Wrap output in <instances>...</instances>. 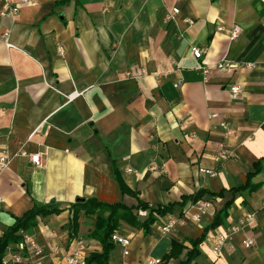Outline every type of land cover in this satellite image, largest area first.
Wrapping results in <instances>:
<instances>
[{"label":"crops","instance_id":"1","mask_svg":"<svg viewBox=\"0 0 264 264\" xmlns=\"http://www.w3.org/2000/svg\"><path fill=\"white\" fill-rule=\"evenodd\" d=\"M173 8L179 13L166 20ZM233 25L241 34L230 41ZM4 31L15 49L0 38V155L8 158L0 170V237L35 203L54 202L63 212L39 220L34 235L46 251L66 247L73 239L68 208L76 200L131 208L136 193L151 207L176 204L169 218L179 222L167 235L163 221L147 234L121 223L129 254L117 247L111 264L161 261L173 241L185 249L168 264L184 261L187 240L201 237L228 203L227 218L208 231L193 264H264V0H31L16 16L0 17V36ZM220 61L235 67L213 69L204 83L197 66ZM142 68L146 75L125 78ZM154 73L167 77L157 82ZM232 84L242 86L236 99ZM73 92L81 95L67 101ZM219 144L233 156L217 157ZM34 154L41 166L30 162ZM249 174L255 190L233 192ZM201 190L209 209L178 205ZM246 212L254 223L216 259L215 239ZM85 229L81 222L78 237ZM245 239L255 245L244 248ZM62 254L42 264H61Z\"/></svg>","mask_w":264,"mask_h":264},{"label":"trees","instance_id":"2","mask_svg":"<svg viewBox=\"0 0 264 264\" xmlns=\"http://www.w3.org/2000/svg\"><path fill=\"white\" fill-rule=\"evenodd\" d=\"M258 166H256L257 170L255 173L260 171ZM251 175L253 174L247 175L245 185L234 189L233 192L245 191L247 189L254 191L256 187L249 184ZM116 180L121 191L126 192V188L118 176H116ZM205 193V191L201 190L191 196L182 198L178 205L183 206L188 201L191 204H196L202 199ZM133 195L137 199V205L131 208L126 207L123 203L107 204L93 198L76 200L69 206V237H78L80 234V224L82 222V224L87 227V233L83 238L87 239L91 244H98L100 247V251H94L88 254L85 264H111L113 254L118 247L112 241V235L114 232L118 231L121 223L142 230L144 234H147L149 228L153 224L159 221L165 223V221L174 214V207L176 204L151 207L139 200L136 193H133ZM212 195L217 196L214 194ZM221 195L222 193L218 194V196ZM230 204L231 203H228L222 211L214 216L212 223L204 230L201 237L196 240H187L190 248L188 249L186 259L178 264H193L199 255L198 248L202 244L208 231L221 226L223 220L227 218ZM139 211L145 212V215L139 216ZM62 212L63 209H60L54 202H49L48 204L35 203L33 207L21 217H14L13 223L0 237V264H4L7 248L15 245L20 240L21 232L34 234L39 220H45L53 215H60ZM183 249H185V247L182 243L173 241L170 252L161 259L160 264H168L171 259H178Z\"/></svg>","mask_w":264,"mask_h":264},{"label":"built area","instance_id":"3","mask_svg":"<svg viewBox=\"0 0 264 264\" xmlns=\"http://www.w3.org/2000/svg\"><path fill=\"white\" fill-rule=\"evenodd\" d=\"M31 0H0V17H14L18 14L20 7L22 5H29ZM179 13L178 8H173L171 12H169L165 19L172 20ZM217 32H221L224 30V26L219 25L216 28ZM241 34V28L237 25H233L228 28V38L230 41L236 40ZM1 40L5 44V47L8 49H15V46L9 41V33L4 31L1 36ZM57 51L60 55H63V49L61 46H58ZM192 55L196 60H200L202 57V52L198 48H194L192 50ZM247 68H254L253 64L245 65ZM235 66L228 61H220L213 65H203L199 64L197 66V71L201 74L202 80L204 83L209 81V76L212 70H216L218 72L228 71L233 69ZM147 74L145 68L139 69L138 71H127L125 72V78L127 79H137ZM167 77L166 74H153V78L159 82L162 78ZM181 84V80L174 84V87L177 88ZM228 91L233 99L238 98L242 93V86L239 84H232L229 86ZM81 93L73 92L66 96L67 101L73 100L74 98L80 96ZM217 115L212 114L210 119H216ZM219 126L226 132V134H230L231 130L228 124L224 122H220ZM21 156H27L26 153L22 152ZM233 155L232 153L225 148L223 144H219L217 147V157L229 159ZM29 160L35 166H41L40 164V156L39 154H34L29 156ZM8 165V158L5 154L0 155V170L6 168ZM201 173L208 176H215V171H203ZM197 209L199 211L204 212L209 209L211 204L208 201L199 200L196 204ZM139 216H144L145 212H138ZM255 221V214L253 212H246L245 215L239 220L236 225H232L228 228L227 232L224 234H220L214 241L212 246V254L216 259L221 258V252L225 245L232 239V236L245 229L248 226H251ZM178 220L174 218H168L165 223L161 226V233L164 235L170 234L175 226L178 224ZM112 241L122 250V255L127 256L129 254L128 247L130 244V240L124 236H121L118 232H114L112 235ZM89 244L90 242L83 238L77 237L73 238L69 241L66 247H61L59 245H55L50 248L48 251L44 249V247L40 244L36 235L21 232L20 240L13 246H10L6 250V254L4 257V264H42L45 258H55L61 252L64 254L61 261V264H85L86 258L89 252ZM255 245L252 239H245L243 241V246L246 249H250ZM146 264H160V260H148Z\"/></svg>","mask_w":264,"mask_h":264},{"label":"rangeland","instance_id":"4","mask_svg":"<svg viewBox=\"0 0 264 264\" xmlns=\"http://www.w3.org/2000/svg\"><path fill=\"white\" fill-rule=\"evenodd\" d=\"M89 224H91V223H89ZM86 230H87V229L82 230V236H83V237H84V236L86 235V233H87Z\"/></svg>","mask_w":264,"mask_h":264},{"label":"water","instance_id":"5","mask_svg":"<svg viewBox=\"0 0 264 264\" xmlns=\"http://www.w3.org/2000/svg\"><path fill=\"white\" fill-rule=\"evenodd\" d=\"M78 200H82V199H78Z\"/></svg>","mask_w":264,"mask_h":264}]
</instances>
